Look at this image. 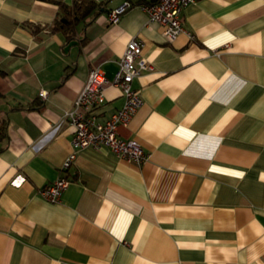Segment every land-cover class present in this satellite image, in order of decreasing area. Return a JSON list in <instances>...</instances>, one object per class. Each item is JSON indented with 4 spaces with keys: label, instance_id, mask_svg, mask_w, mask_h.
<instances>
[{
    "label": "crops",
    "instance_id": "0c3cea01",
    "mask_svg": "<svg viewBox=\"0 0 264 264\" xmlns=\"http://www.w3.org/2000/svg\"><path fill=\"white\" fill-rule=\"evenodd\" d=\"M92 1L67 39L54 1L0 0V264H264V0H194L193 38L173 42L139 7L111 24L124 0ZM132 38L153 70L118 134L148 158L82 149L51 203L40 191L72 150L63 113L92 66L113 78ZM122 102L109 86L95 114Z\"/></svg>",
    "mask_w": 264,
    "mask_h": 264
},
{
    "label": "built area",
    "instance_id": "2783aa9c",
    "mask_svg": "<svg viewBox=\"0 0 264 264\" xmlns=\"http://www.w3.org/2000/svg\"><path fill=\"white\" fill-rule=\"evenodd\" d=\"M193 1L155 0L136 5L130 0H124L108 11L107 18L109 23L117 24L123 14L137 6L146 13L147 24H158L162 27L167 42H173L181 33H186L192 39L193 35L184 29L182 12ZM143 47L141 40H129L118 60V69L112 79H107L98 67L90 68L84 86L71 107L63 113V118L73 129L72 150L61 164L56 180L40 191L49 202L57 204L61 201L62 194L69 184L67 172L82 149L107 147L117 157L138 165L147 160L148 155L138 142L124 139L118 134V127L126 125L142 105L141 96L133 88L134 80L143 72L153 70L152 65L142 55ZM109 86L119 89L123 102L120 108L100 121L95 109L104 104L105 90ZM46 95V91L40 90V98L45 99Z\"/></svg>",
    "mask_w": 264,
    "mask_h": 264
},
{
    "label": "trees",
    "instance_id": "16d2710c",
    "mask_svg": "<svg viewBox=\"0 0 264 264\" xmlns=\"http://www.w3.org/2000/svg\"><path fill=\"white\" fill-rule=\"evenodd\" d=\"M52 1L58 5L61 17L56 21L54 28L63 31L67 39L73 36V28L77 22L94 15L100 8V5L92 0H75L71 7L58 0Z\"/></svg>",
    "mask_w": 264,
    "mask_h": 264
}]
</instances>
